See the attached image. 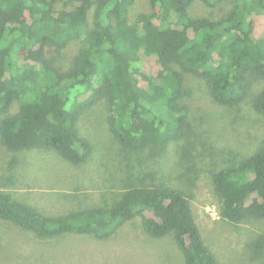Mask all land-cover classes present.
<instances>
[{
    "label": "trees",
    "instance_id": "1",
    "mask_svg": "<svg viewBox=\"0 0 264 264\" xmlns=\"http://www.w3.org/2000/svg\"><path fill=\"white\" fill-rule=\"evenodd\" d=\"M195 1L149 0L153 12L131 23L136 0H0V143L11 150L51 148L80 164L91 146L77 122L98 100L107 105L108 128L121 149L177 142L186 128L182 103L192 94L184 73L199 77L213 101L229 108L263 81L252 105L264 118V24L258 36L254 29L264 21V0H234L218 20L193 18ZM199 1L216 7L223 0ZM58 3L73 8L59 10ZM74 41L81 48L70 67L48 57ZM211 182L226 222L264 219V145L214 172ZM134 220L148 237L171 239L183 264H218L188 201L170 187L129 188L112 205L54 216L0 191V221L41 239L108 240Z\"/></svg>",
    "mask_w": 264,
    "mask_h": 264
},
{
    "label": "rangeland",
    "instance_id": "2",
    "mask_svg": "<svg viewBox=\"0 0 264 264\" xmlns=\"http://www.w3.org/2000/svg\"><path fill=\"white\" fill-rule=\"evenodd\" d=\"M234 3L223 0L208 7L197 0L190 15L218 20ZM57 8L71 10L73 5L58 3ZM142 12H153L149 0H136L131 23ZM171 20L175 22V16ZM89 22L92 26V17ZM263 24V20L255 23L257 36ZM80 48L81 43L74 41L61 52L49 51L48 57L67 68ZM183 76L192 94L182 103L187 119L179 141L138 152L121 149L108 128L107 105L98 100L83 109L77 122L80 135L91 146L85 161L74 165L51 148L11 150L0 143V191L54 216L112 205L129 188L167 186L188 201L218 264H264V219L226 222L211 182L214 172L249 158L264 145V118L252 105L263 81L254 83L238 107L229 108L213 101L199 77ZM0 264H183V258L171 239L148 237L138 220L123 225L108 240L78 235L41 239L0 221Z\"/></svg>",
    "mask_w": 264,
    "mask_h": 264
}]
</instances>
